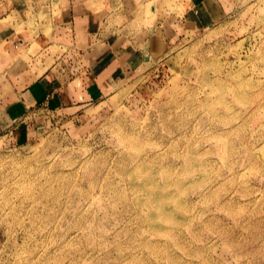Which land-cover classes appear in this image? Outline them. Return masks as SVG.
Instances as JSON below:
<instances>
[{
    "label": "rangeland",
    "instance_id": "1",
    "mask_svg": "<svg viewBox=\"0 0 264 264\" xmlns=\"http://www.w3.org/2000/svg\"><path fill=\"white\" fill-rule=\"evenodd\" d=\"M219 1L155 71L0 138V264H264V0Z\"/></svg>",
    "mask_w": 264,
    "mask_h": 264
},
{
    "label": "crops",
    "instance_id": "2",
    "mask_svg": "<svg viewBox=\"0 0 264 264\" xmlns=\"http://www.w3.org/2000/svg\"><path fill=\"white\" fill-rule=\"evenodd\" d=\"M197 1L202 17L222 11L219 0ZM194 4L179 0L159 21L155 0H0V138L23 139L60 113L82 116L155 71L167 40L193 25Z\"/></svg>",
    "mask_w": 264,
    "mask_h": 264
},
{
    "label": "bare ground",
    "instance_id": "3",
    "mask_svg": "<svg viewBox=\"0 0 264 264\" xmlns=\"http://www.w3.org/2000/svg\"><path fill=\"white\" fill-rule=\"evenodd\" d=\"M211 85V84H210ZM234 89V88H233ZM213 91V90H212ZM200 92V91H199ZM198 95V94H197ZM235 95H236V93H235ZM189 104V103H188ZM182 106V105H181Z\"/></svg>",
    "mask_w": 264,
    "mask_h": 264
}]
</instances>
